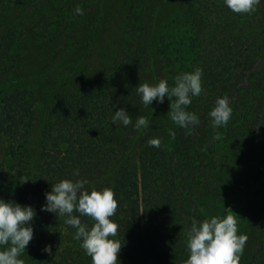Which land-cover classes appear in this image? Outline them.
Segmentation results:
<instances>
[{
    "label": "trees",
    "instance_id": "trees-1",
    "mask_svg": "<svg viewBox=\"0 0 264 264\" xmlns=\"http://www.w3.org/2000/svg\"><path fill=\"white\" fill-rule=\"evenodd\" d=\"M101 1L0 0V198L36 211L26 246L30 264H92L65 217L41 211L51 184L77 178L90 181L89 191H114L120 264L183 263L190 218L225 210L215 177L222 166L218 151L238 146L249 159L256 148L243 138L264 125V95L254 85L264 62V0L251 14L233 13L223 0H175L163 26L156 0H122L125 41L97 74L89 58L113 41L98 37L105 23L104 14H96ZM77 5L83 15L74 13ZM80 45L85 57L75 66L68 58ZM31 57L37 72L29 70ZM196 67L203 70L202 92L186 110L198 115L197 126L173 124L167 96L165 122L157 129L111 122L118 108L133 122L145 113L139 83L166 79L171 86ZM223 96L232 116L214 129L208 113ZM150 137L160 138L159 148L148 145ZM81 221L94 223L88 216ZM45 245L51 254L42 251Z\"/></svg>",
    "mask_w": 264,
    "mask_h": 264
},
{
    "label": "clouds",
    "instance_id": "clouds-1",
    "mask_svg": "<svg viewBox=\"0 0 264 264\" xmlns=\"http://www.w3.org/2000/svg\"><path fill=\"white\" fill-rule=\"evenodd\" d=\"M261 2L223 0L224 5L237 14H251ZM74 13L83 15L84 10L77 5ZM202 72L200 67L191 72H182L175 77L171 86L166 79H160L156 84L139 83L136 95L145 108L150 107L153 101L164 103L167 96L170 101L167 115L173 124L185 129L197 126L200 123L198 115L186 109L192 103V97L202 92ZM208 116L214 129L226 126L232 116L229 98L217 97ZM111 122L125 127L131 125L135 130L149 127L148 117L138 115L133 122L125 108L113 112ZM168 134L175 138L176 133L172 129H168ZM218 138L219 134L213 137ZM147 143L159 148L161 140L150 137ZM79 175V169H74L73 176ZM89 184L87 178L62 179L51 184V190L45 193L46 203L41 205V211L65 217L64 223L75 229L73 239L80 241V247L91 258L92 264H120L118 254L122 244L114 239L118 225L111 219L118 207L115 193L107 187L89 191L86 187ZM35 216L33 206L0 198V264H24L20 257L33 239ZM82 216L91 218L94 222L92 226L82 223ZM247 239V235L238 234V220L232 214L214 215L203 220L191 217L185 249L188 257L183 264H240ZM42 251L51 254V245H45Z\"/></svg>",
    "mask_w": 264,
    "mask_h": 264
},
{
    "label": "rangeland",
    "instance_id": "rangeland-1",
    "mask_svg": "<svg viewBox=\"0 0 264 264\" xmlns=\"http://www.w3.org/2000/svg\"><path fill=\"white\" fill-rule=\"evenodd\" d=\"M121 1L102 0L96 13L104 14L105 18L103 29L98 37L107 35L113 40L101 44L95 56L89 58L90 67L97 74L104 70L106 59H109L117 48L122 47L125 41L120 26L119 12L121 5L119 4ZM162 1L161 3V0H156L158 6H154V10L156 8L157 22L163 26V21L166 19L175 0ZM82 45L76 47L68 58L70 59L69 62H73L75 66L83 64L85 54ZM28 67L30 71H39L38 61L34 57L28 60ZM254 85L263 91L264 95V62L254 76ZM166 105L165 101L162 104L153 101L152 105L147 107L143 116L148 117L149 127L157 129V125L163 124V121L165 122ZM248 135H250V139L244 137L243 141H254L256 149L252 152L253 156L249 159L244 158L238 146H225L224 144L218 151L222 166L215 176L219 190L226 194L225 210H222V216L226 214L236 216L238 234H245L248 237L240 264H254L256 261L264 260V125H261L256 132L249 131ZM210 208L214 209L215 207L210 205ZM29 256L27 250L21 255L20 258L23 259L24 264H30Z\"/></svg>",
    "mask_w": 264,
    "mask_h": 264
}]
</instances>
